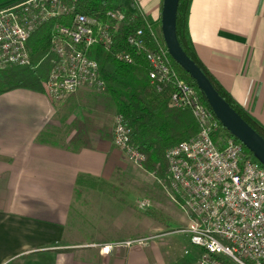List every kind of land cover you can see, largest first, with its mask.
Instances as JSON below:
<instances>
[{"label":"crops","instance_id":"1","mask_svg":"<svg viewBox=\"0 0 264 264\" xmlns=\"http://www.w3.org/2000/svg\"><path fill=\"white\" fill-rule=\"evenodd\" d=\"M120 3L162 28L164 0ZM188 35L208 70L264 126V0H191ZM97 91L80 88L63 101L25 86L0 93V264H198L199 248L186 249L182 261L162 237L131 246L130 238H69L74 206L81 211L96 196L111 204L113 189L162 208L147 195L158 177L114 144L115 113Z\"/></svg>","mask_w":264,"mask_h":264},{"label":"built area","instance_id":"2","mask_svg":"<svg viewBox=\"0 0 264 264\" xmlns=\"http://www.w3.org/2000/svg\"><path fill=\"white\" fill-rule=\"evenodd\" d=\"M79 0H17L0 8V68L27 65L28 41L43 25L65 17L51 29L52 67L46 93L56 101L88 87L105 89L99 60L91 55L95 45L114 47L118 25L128 9L114 6L102 16L79 10ZM133 15L137 14L131 11ZM149 37L139 27L127 35L133 50L120 48L115 57L131 63L143 53L151 64L150 76L158 82L173 79L170 105L190 109L198 121L192 137L166 149L167 189L185 213L188 224L180 229L201 250L198 264H264V161L229 134L213 108L197 89L181 78L172 64L162 28L147 21ZM131 127L122 114L115 115L113 142L139 166L145 155L131 142ZM142 208L149 202L140 201ZM150 238L130 239L127 246L147 244Z\"/></svg>","mask_w":264,"mask_h":264},{"label":"trees","instance_id":"3","mask_svg":"<svg viewBox=\"0 0 264 264\" xmlns=\"http://www.w3.org/2000/svg\"><path fill=\"white\" fill-rule=\"evenodd\" d=\"M190 4L191 0H180L178 6L177 34L181 45L207 73L219 92L264 136V126L234 100L199 59L188 35ZM78 6L80 11L98 16H102L110 7H123L116 0H79ZM57 22L64 23L67 19L58 17L50 21L29 39L28 46L31 51L29 64L0 68V93L21 86L45 91V81L54 57L51 50V29ZM139 27L146 31L148 45L153 48L155 42L149 37L146 19L141 14L133 15L128 10V18L118 25L114 47L107 49L98 44L92 47L90 53L99 60L105 83V89L99 91V95L112 107L115 115L122 114L124 122L131 127V142L145 155L143 167L158 178L165 179L168 170L166 149L172 144L192 137L197 133L199 125L190 109L170 105V97L175 90L174 80L166 79L160 83L161 88H158V82L150 76L151 64L143 53L135 54V60L131 63L115 57L114 52L117 49L133 50L127 42V35ZM171 60L179 76L193 85L205 103L210 106L196 79L172 55ZM228 132L243 143L229 129ZM245 147L248 152H252L246 145ZM149 215L157 217L151 212Z\"/></svg>","mask_w":264,"mask_h":264},{"label":"rangeland","instance_id":"4","mask_svg":"<svg viewBox=\"0 0 264 264\" xmlns=\"http://www.w3.org/2000/svg\"><path fill=\"white\" fill-rule=\"evenodd\" d=\"M9 1L0 0V3ZM116 1L120 3L122 0ZM135 173L139 174L137 171ZM166 178L167 175L165 179L158 178L151 183L150 191L147 193L151 199L160 201L161 210L153 201L150 206L142 208L140 201L143 200L128 199L126 192L113 189L114 197H112L111 204L107 203L106 198L96 196L95 199L87 201L81 211L78 208L75 209L74 206L68 225L69 238L84 242L162 237L171 255L182 261L187 260L191 254L186 253V249L192 252L196 246L190 243L187 235L179 231L187 226V217L180 205L170 198L171 193L167 189ZM99 185L102 187L104 184ZM150 212L157 217L150 216ZM73 223L77 224L76 228ZM166 233L168 234L163 236ZM230 264L235 263L230 262Z\"/></svg>","mask_w":264,"mask_h":264},{"label":"water","instance_id":"5","mask_svg":"<svg viewBox=\"0 0 264 264\" xmlns=\"http://www.w3.org/2000/svg\"><path fill=\"white\" fill-rule=\"evenodd\" d=\"M179 2L180 0H164L163 4L161 25L170 54L196 79L224 126L264 161V136L219 92L207 73L181 45L177 34Z\"/></svg>","mask_w":264,"mask_h":264}]
</instances>
